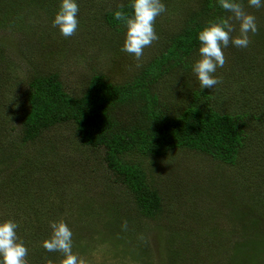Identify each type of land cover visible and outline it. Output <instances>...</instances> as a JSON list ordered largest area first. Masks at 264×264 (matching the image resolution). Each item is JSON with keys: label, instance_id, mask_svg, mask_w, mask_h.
Listing matches in <instances>:
<instances>
[{"label": "trees", "instance_id": "16d2710c", "mask_svg": "<svg viewBox=\"0 0 264 264\" xmlns=\"http://www.w3.org/2000/svg\"><path fill=\"white\" fill-rule=\"evenodd\" d=\"M27 1L33 8L50 6L45 3L48 0ZM195 1L193 12L185 15L179 31L163 34V50L141 75L118 82L100 70L82 80L77 91H72L59 73L34 67L26 75L25 88L16 95L19 100L15 109L8 97L0 93V220L11 219L18 224L17 235L28 249L27 264H60L63 259L62 253L47 252L42 247V241L52 232L50 222L57 219L41 210L44 207L41 198L53 196L46 185L58 178L64 181V167L70 165L61 154L60 140L57 146L47 147L48 136L55 130L69 129L70 138L83 154L101 155L104 169L112 177H109L112 186L122 190L120 199L126 201L109 196L111 214L107 226L115 235H122L126 230L130 238L141 233L136 220L160 223L167 216V193L177 190L185 180H171L174 175L170 180L165 178L164 165L179 152L206 157L229 168L251 163L257 157L254 151L261 141L255 135L264 133L261 129L264 83L255 86L258 91L254 110L241 113L238 108L225 109L217 89L215 92L209 88L195 89L190 83L194 81L191 65L198 58V31L210 20L231 15L221 9L216 0ZM14 3L0 0V14L7 9H10L7 17L12 11L15 13L23 0L15 7ZM240 3L244 10L248 9L247 0ZM117 10L131 15L129 0L102 16L114 38L125 32L123 22L113 18ZM1 22L4 21L0 19ZM6 22L9 23V19ZM263 32L260 29L258 34L264 36ZM23 33L28 42H36L34 46L39 47L41 59L46 60L48 44L56 39L55 32L34 27ZM259 40L253 42L257 44ZM227 48L233 54L229 64L225 62L224 66L250 70L249 62L256 61V57H249L250 47L240 49L229 43ZM263 52L253 65L264 71ZM3 66L9 67L8 70L12 67L0 55V68ZM172 74L181 79L178 86L181 93L171 103V96L160 97L156 88ZM6 77L5 71L0 70V86ZM256 82L260 81L256 79ZM62 187L68 193L69 188L64 184ZM64 195L65 192L61 194ZM252 214L256 216L255 226L264 228V204L254 206ZM146 239H140V250L144 254L148 252ZM181 241L185 250L170 253L169 260L173 264H205L198 259L206 254L205 250L196 251L187 240ZM224 247L228 248L221 241L215 250L209 251V261L214 259L210 264L222 263L227 255L222 251ZM188 250H191L189 259L186 258ZM144 254L141 257H147ZM187 260L191 262H183Z\"/></svg>", "mask_w": 264, "mask_h": 264}, {"label": "rangeland", "instance_id": "374dc122", "mask_svg": "<svg viewBox=\"0 0 264 264\" xmlns=\"http://www.w3.org/2000/svg\"><path fill=\"white\" fill-rule=\"evenodd\" d=\"M9 1L15 2L14 7L21 2ZM123 2L78 0V28L67 38L52 27L59 0L45 1L50 5L45 8L40 5L33 8L30 2L23 0L21 6L16 7V12L12 11L8 17L6 13L10 9L4 10L0 14L1 21H4L0 23V55L12 67L9 70L6 66L0 68L7 74L1 81L0 93L4 98L8 97L13 109L19 100L16 95L25 88L26 75L34 67L44 72L59 73L72 91H77L82 80L100 70L118 82L141 75L149 67L150 61L163 50V34L167 31L178 32L185 15L192 13L196 6L195 0L178 3L162 0L166 11L154 21L158 39L143 50L140 67H136L134 57L121 51L125 32L116 36L118 39L114 38L106 29L102 17L106 11ZM244 11L256 18L257 32L249 33L250 42L246 47H250L249 57H256V61L249 62L250 70L234 65L216 70L214 75L220 82L211 89L213 92L218 90L217 94L223 99L225 109L238 108L240 113L254 110L253 102L258 91L255 86L264 83V71L258 70V65H253L261 59L259 53L264 50V36L258 34L260 29L264 31V7H248ZM6 19H9V23ZM34 27L56 34V39L48 44L49 57L44 61L40 57L39 47L34 46L36 42H28L24 37L23 30ZM233 27V35H238L239 25L236 21H233ZM258 38L260 40L257 44L253 42ZM223 53L225 62L229 64L233 52L224 48ZM191 78L195 81H190L193 87L201 89L192 72ZM256 79L260 82L257 83ZM180 83L181 79L172 74L159 83L156 91L160 97L171 96L169 100L172 103L181 93L178 88ZM261 129H264V123H261ZM255 136L260 137L261 141L254 151L257 157L238 168L222 167L209 158L185 152H179L171 158L164 165L165 178L170 180L174 175L171 180L185 181L180 182L177 190L167 193L168 214L162 222L136 220L142 230L130 238L126 230L122 235H115L107 226L111 214L109 196L120 199L123 194L116 185L112 186V177L104 169L101 155L83 154L76 141L70 138V130L60 128L48 136L47 147L57 146L60 140L61 154L65 155V162L70 165L64 167V181L58 178L46 185L47 191L53 193V196H42L41 205L44 207L41 210L51 218L63 220L67 224L72 232V252L83 264H173L169 260L170 253L185 250L181 240H187L196 251L205 250L206 254L198 256L199 261L205 264L214 261H209L208 253L215 250L221 241L228 248L222 250L227 255L220 264H264V228L255 226L256 216L252 214L254 206L264 204V133L260 136L256 133ZM61 184L69 188L68 193ZM64 192L65 195L61 196ZM141 237L147 238V254L140 250ZM190 252H186L188 259ZM143 254L147 257H141Z\"/></svg>", "mask_w": 264, "mask_h": 264}, {"label": "clouds", "instance_id": "9594fccd", "mask_svg": "<svg viewBox=\"0 0 264 264\" xmlns=\"http://www.w3.org/2000/svg\"><path fill=\"white\" fill-rule=\"evenodd\" d=\"M217 5L230 13L228 18L219 17L208 21L197 33L198 59L191 65V71L199 82L201 89H213L220 81L214 75L217 68L225 63L223 49L229 46L246 48L249 33L257 32L256 18L244 11L240 0H216ZM251 8L264 7V0H247ZM131 15L117 10L113 18L122 21L125 35L121 51L132 55L140 67L139 61L143 50L158 39L154 30V21L166 11L162 0H129ZM78 0H59L58 10L52 19V27L58 29L63 37H71L78 28ZM234 20L238 23V35L234 32ZM126 227V223L123 225ZM52 232L48 239L42 241L47 252H60L63 259L60 264H83L72 252V232L63 220L49 224ZM18 224L11 219L0 220V264H27L28 249L17 235Z\"/></svg>", "mask_w": 264, "mask_h": 264}]
</instances>
